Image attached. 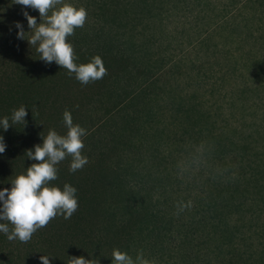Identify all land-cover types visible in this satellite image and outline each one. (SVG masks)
Masks as SVG:
<instances>
[{
  "label": "rangeland",
  "instance_id": "obj_1",
  "mask_svg": "<svg viewBox=\"0 0 264 264\" xmlns=\"http://www.w3.org/2000/svg\"><path fill=\"white\" fill-rule=\"evenodd\" d=\"M4 1L27 11L37 24L41 22L38 10L17 5L15 0ZM149 2L145 8L139 0L125 1L131 19L128 29L134 32L120 37L124 42L134 37L138 47L130 54L138 66L120 82H113L96 104L93 117L98 128L84 148L118 136L126 121L135 119L141 133L126 140L136 146H125L121 167L127 166L128 172L123 174L121 169V173L133 189L135 203L146 204L162 219L172 215L173 221L163 219V229H171V235L178 236L182 228L176 226L177 221L190 216L180 215L175 209L186 205L188 199L190 206L199 208L196 211L209 203L206 192L213 187L208 180L212 176L209 172L196 175L194 167H200L196 160L205 165L203 152L212 146L208 144L210 135H221L233 143L226 141L227 164L217 165V181L226 180L225 171L239 177L242 162L256 169L257 163H250L255 151L264 156V0ZM63 4L86 9L88 34L96 27L106 35L122 34L110 15L104 16L106 21L96 16L102 0H62L54 10ZM126 95L131 100L124 104ZM105 107L113 113L107 115ZM191 108L195 110L194 121L186 120L183 114ZM244 144L252 150L250 159L238 151ZM213 150H217L215 145ZM253 198V203L252 196L239 199L237 202L244 204L239 210L224 211L229 226L221 227L230 229L232 237L217 240L214 245L224 249V242H229L225 256L236 249L235 253H253L263 242L264 201ZM173 247L170 241L157 238L141 248L133 246L132 259L136 262L142 254L149 264H175L179 253ZM208 255L212 256L210 252ZM211 260L224 264L221 254Z\"/></svg>",
  "mask_w": 264,
  "mask_h": 264
},
{
  "label": "trees",
  "instance_id": "obj_2",
  "mask_svg": "<svg viewBox=\"0 0 264 264\" xmlns=\"http://www.w3.org/2000/svg\"><path fill=\"white\" fill-rule=\"evenodd\" d=\"M125 1L127 0H102L96 15L104 21V16L110 15L113 25H119L118 29L122 34L115 36L109 32L106 35L101 27L91 28V34H88L85 29L89 28L84 25L76 28L74 34L67 38V42L73 46L77 65L90 63L93 57L99 56L107 69L108 74L103 79L85 86L75 78V74L69 76L67 69L60 68L55 62L49 65L39 60L40 54L36 51L38 45L29 46L27 42L32 33L29 32L23 11L0 0V120L7 117L12 126L7 132L0 128V135L4 137L6 144L5 152L0 154V191L5 188L10 190L16 177L26 175L27 168L37 163L29 159L27 151L34 152L36 145H42V138L50 130L61 136L67 134L63 118L66 110L71 113L74 125L78 124L86 129L87 135L82 138L83 143L92 142L98 128L93 117L96 104L109 91L113 82H120L131 72L130 69L138 66L130 54L138 47L134 37L130 42H124L120 37L134 32V29H128L131 19L124 6ZM139 2L144 3V7L150 3L149 0ZM16 22L27 33L26 40L17 38L19 29L15 27ZM130 100L131 96L126 95L123 103ZM21 106L26 107L28 113L25 127L19 123L12 124L11 121L13 111ZM104 111L107 115L113 113L110 107H105ZM194 112L192 108L184 112L186 120H196ZM140 133L136 120L129 118L118 136L101 140L82 150L88 163L81 170L74 173L70 171L71 156L56 165L58 178L50 181L48 186L57 187L61 191L65 184L74 187L77 190L75 195L78 210L67 220L58 215L47 227L38 230L27 243L20 242L19 239L9 241L7 235L0 232V264H41V255L49 256L50 264H68L70 257L81 256L85 259H98L100 264H113L114 250L132 257L133 246L141 248L145 243L156 242L157 238L170 241L175 246L173 251L179 253L175 264H213L211 259L216 260L219 254L222 255L224 264H264V233L261 239L263 242L253 253L241 250L235 253L236 249L225 256L229 242H224V249L214 245L217 240L232 237L230 229L221 227L229 226L225 221L228 217L225 210H239L244 204L237 201L249 196H252V203L255 202L253 196L264 201V156L261 157L255 151L256 157H252V150L246 144L242 149L237 147L244 158L252 157L250 163H257L258 167L254 169L252 165L247 166L242 162L239 167L243 171L239 177L233 178L230 172L225 171L226 180L221 178L217 181V165L227 164L224 149H227L228 140L221 138V135H210L212 140L208 144L212 146L203 152L205 165L201 166V161L196 160L200 167L197 166L198 170L194 167L196 175L202 176L204 172H209L212 176L208 180L213 187L198 195L201 198V193L209 194L208 206L199 211H196L199 208L195 206L183 207L182 211L181 206L176 208L178 214L185 213L190 217L185 221H177L176 226L182 229H179L181 233L178 236H174L171 235L172 230L163 229L162 224L163 219L173 221L172 215L162 219L161 215L151 211L146 204L135 203L137 198L132 194L133 189L129 188V184L127 186L123 175L128 172L127 166H124L125 169L121 167L125 146H136L126 140L134 135L140 136ZM214 145L217 150H213ZM234 146L236 147L235 144ZM204 166L205 171L202 170ZM185 203L189 205L191 199ZM159 218L162 219L160 222ZM0 223L8 224L11 233L13 225L10 222ZM179 248L189 251L181 252Z\"/></svg>",
  "mask_w": 264,
  "mask_h": 264
},
{
  "label": "clouds",
  "instance_id": "obj_3",
  "mask_svg": "<svg viewBox=\"0 0 264 264\" xmlns=\"http://www.w3.org/2000/svg\"><path fill=\"white\" fill-rule=\"evenodd\" d=\"M15 4L24 8L38 10L41 22L37 24L35 17L23 11L27 19L29 32L32 33L27 39L29 46H36L40 59L46 64L55 62L60 68L67 69L68 75L75 74V78L82 84L88 85L103 79L107 74L102 58L93 57L87 64L77 65V59L73 46L67 42V38L74 34L76 28H82L88 13L83 7L78 10L70 4H63L58 10L57 5L62 0H15ZM52 14L49 16V11ZM43 21V22H42ZM15 27L19 29L17 38L26 40L23 26L16 22ZM28 32V33H29ZM58 74V73H57ZM49 78V77H48ZM26 107L21 106L14 110L12 124H23L26 126ZM65 125L68 129L65 136L58 135L56 131L50 130L46 137H41L42 145L38 144L32 150L27 151L30 160L37 161L27 168L26 175H19L11 183V189L0 191V221H8L13 225L9 230L8 224L0 223V232L7 235L9 241L19 239L27 243L40 229L55 219L58 215L64 219H70L78 210L76 189L68 184L64 185L63 191L57 187H49V182L56 180L57 167L66 157L71 156L70 171L81 170L87 163L88 158L82 155L85 145L83 137L87 135L86 129L80 125H74L71 113L65 111L63 114ZM12 127L9 119L5 117L0 120V128L4 132ZM6 150L4 137L0 135V154ZM190 207L184 205L180 207ZM10 233V234H9ZM113 264H149L143 259L142 254L137 256L136 262L127 253L114 250L112 253ZM41 264H50L49 256H40ZM68 264H100L98 259H85L81 257H70Z\"/></svg>",
  "mask_w": 264,
  "mask_h": 264
}]
</instances>
